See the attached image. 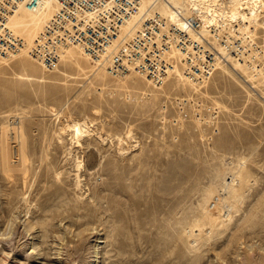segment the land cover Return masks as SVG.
<instances>
[{"label":"rangeland","instance_id":"1","mask_svg":"<svg viewBox=\"0 0 264 264\" xmlns=\"http://www.w3.org/2000/svg\"><path fill=\"white\" fill-rule=\"evenodd\" d=\"M258 18L244 32L225 21L248 52L195 87L182 64L156 88L84 53L85 73L2 57L0 264H264V53L252 46L264 50V8ZM74 121L89 128L79 141Z\"/></svg>","mask_w":264,"mask_h":264},{"label":"built area","instance_id":"2","mask_svg":"<svg viewBox=\"0 0 264 264\" xmlns=\"http://www.w3.org/2000/svg\"><path fill=\"white\" fill-rule=\"evenodd\" d=\"M45 1L0 0L1 55L16 52L24 45V39L6 26L9 17L21 8L38 10ZM55 1L57 11L30 50L32 57L49 71L59 67L67 47L79 45L113 74L134 71L153 84L161 85L173 66L168 57L173 48L183 53V73L193 81L208 79L218 64L225 61L226 53L242 58L248 52L241 38L225 35L223 19L202 31L205 17L197 9L186 15L177 9L184 21L182 25L153 11L144 18L141 28L129 37L121 35L122 26L139 10L141 0ZM252 46L257 52L261 50L259 55L264 53L262 45L252 41Z\"/></svg>","mask_w":264,"mask_h":264},{"label":"bare ground","instance_id":"3","mask_svg":"<svg viewBox=\"0 0 264 264\" xmlns=\"http://www.w3.org/2000/svg\"><path fill=\"white\" fill-rule=\"evenodd\" d=\"M151 6H152V9L150 8ZM261 8H264V0H141L139 10L137 12H135V13H132V15L130 16L129 20L126 23H124V25L122 26L121 35H125L126 34V35H129V37L131 35H133L138 29L141 28V26L143 24V21L145 20L144 18L148 17L147 15L152 14V12L154 10H158L167 19L172 20L173 22H176V23L182 25V22H184V21H183V18L179 17V14H177V9L185 11L184 12L185 15L188 14V13L193 12V10H195V9L200 10L202 15L205 17L204 18L205 19V22H204L205 25H203L202 31L208 30L207 27H209L211 24L215 23L218 19H223L226 22H227V20H231V21H235V22L238 21L239 25H240L238 27V30H240V32H242V31L244 32L246 29L250 28L251 25L256 24L258 22V19H259L258 18V14H260V9ZM57 9H58V3L55 0H46L43 3V5L38 10L30 11V10H28L26 8H21L18 11H16L13 15H11L9 17L8 21L6 22V26L9 27L10 30H12L15 34L20 35L24 39V45H23V47H21L16 52H11L8 55H1L0 54V57H1L0 60H3L4 64H5L6 60L2 59V57H7L6 59L8 60L9 58H11V56H14L15 58L19 57L22 60V59H25L24 57L26 55V56H30L31 59H33L34 61H37L30 54V50H31V48L33 46L34 40L43 31V29L45 28V25L52 18V16L57 11ZM73 47H79V50H76L77 48L75 49ZM221 49L224 50L223 48H221ZM16 53H18V54H16ZM82 53H84L86 56L91 58V56L81 46H79V45H71V46L67 47L63 51L60 61H62V62L65 61V63H67L70 67L75 68L78 71H83V73H85V68H87V66H85V62L87 63L88 60H85V59H87V57L83 56ZM68 55H69V58L66 59L65 57H67ZM225 56H226L225 57V61L220 62L218 64L217 68H219V71L226 73V71H228V67L226 65H224V62H227L228 59H230L229 52L226 53ZM168 57L171 59V62L173 63V66L168 70V73H167V76L165 78V81H167V79L171 76L172 73H176V75H179L180 77H182L181 73L178 70V66H180L181 63H183V61H182L183 53L179 49L173 48L169 52V56ZM234 57H235L234 59L236 60L237 56L234 55ZM238 58H240V57H238ZM238 60H240V59H238ZM10 61H11V59H10ZM8 63H9V61L7 62V64ZM37 63H39V62L37 61ZM21 65H23V64H21ZM39 65H41V63H39ZM99 65H101V63H99ZM42 68H43V66H42ZM101 69L102 68H100V70ZM130 72L133 73L134 71H130ZM64 74H66V73H64ZM126 75H128V74H126ZM96 76H97V79H102V77H104V74H103V72H99L98 71ZM140 77H142L144 79L146 78L148 81L151 82V80L148 79L145 76L140 75ZM180 79L184 80L183 82H185V84L188 83L192 87H195L196 84L198 83L197 81L194 82L193 80H191L186 75H184V77H182ZM163 84H161V85L153 84V86H155L156 88H161L163 86ZM176 85H177V82H176ZM67 127L71 129L72 138L76 139V141H79L80 137L83 134H85V132H88V129H89L88 126H87V123L85 121H83V122L74 121L71 124H67ZM19 128L20 127H17V126H13L12 127V130L14 131V133H16L14 135L15 138L18 137L17 133L19 134ZM6 129H8V128H6ZM20 135H21V133H20ZM2 150H3V167L6 170L13 169L14 160H11V155L12 154L10 155V153H13V151H10L11 148H9V147L8 148L4 147ZM27 158H28V156L26 157V154L24 153L23 154V159H22L23 162H24V165H25V160ZM81 162H78L77 166H80ZM25 175H27V174H25ZM220 175H221V173H220ZM242 175H243V173H242ZM245 177H242V178H245ZM229 184H230V182H229ZM226 192H227V196L228 197L229 196H234L235 193H236L234 185L233 184L232 185H228ZM212 193H213L212 190H208L206 192L205 196L202 198V200L200 199L201 200L200 205H201V207H202V209L204 211V218L209 220L210 222H215L216 221V218L214 216L215 213L211 212L213 209L210 211L209 208H208V202H209L210 198L212 197ZM222 202H223V204H226L225 200H223ZM215 204H216V201H213V203L211 205V208H214L216 206ZM198 207H199V205H198ZM221 218H222V216L220 217V219ZM169 220H171V219H169ZM223 223H224V221H223ZM170 224H172V223L170 222ZM177 225H179V224H177ZM174 227H177L176 224H175V226H173V228ZM173 228H172V230H173ZM178 229L179 228H177L176 230H178ZM165 230H166V228H165ZM176 230H173V231L176 232ZM30 247H31L30 248L31 251H30L29 254L40 253V252H38L40 245H37L36 242H34V241L32 242L31 241V246ZM40 249H41V247H40ZM0 251L2 252V256L4 254H7V255L9 254V252H4L3 250H0ZM40 254H42V253H40Z\"/></svg>","mask_w":264,"mask_h":264}]
</instances>
